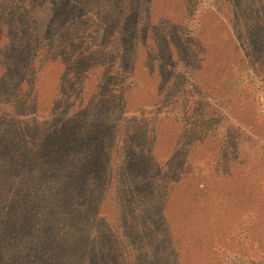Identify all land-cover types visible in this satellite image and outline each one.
Returning <instances> with one entry per match:
<instances>
[{
    "label": "trees",
    "instance_id": "obj_1",
    "mask_svg": "<svg viewBox=\"0 0 264 264\" xmlns=\"http://www.w3.org/2000/svg\"><path fill=\"white\" fill-rule=\"evenodd\" d=\"M101 2V13L69 24L92 0H0L10 16L26 6L0 24V152L12 161L27 152L37 167L28 120L42 129L55 119L39 168L59 165L65 190L44 191L43 204L3 184L0 264H264V204H251L257 186L242 183L264 171L245 152L252 143L264 152V68L254 52L264 0H212L209 24L198 1L191 13L185 0ZM18 27L30 38L16 37ZM130 40L152 51L127 52ZM110 134L107 162L132 172L92 204ZM234 142L238 152L224 156ZM149 188L148 204L129 203ZM12 197L25 202L7 204Z\"/></svg>",
    "mask_w": 264,
    "mask_h": 264
},
{
    "label": "rangeland",
    "instance_id": "obj_2",
    "mask_svg": "<svg viewBox=\"0 0 264 264\" xmlns=\"http://www.w3.org/2000/svg\"><path fill=\"white\" fill-rule=\"evenodd\" d=\"M102 0H92V7H91V13L89 12L88 15H84L86 13L82 12L81 14H79V16L75 17L72 16V18H67L66 22H69V24H71L72 22H75V20H81L82 22H84V19H87L88 17H90V15L94 14L97 15L99 13H101L100 11L102 10L103 4L101 2ZM195 1L199 2V7L202 8L204 13V17H200L198 19H203V21H205V23L209 24L213 22V18L210 17V15L205 11L206 7L208 4L211 3L212 0H185V5H184V11L189 10V13L193 12L194 10L192 9L193 7H195ZM116 2V1H114ZM118 3H120V1H118ZM86 6L88 7V2H86ZM163 5H161L158 9H156L155 11L159 10ZM23 7L26 8V6L21 5L18 9L17 12L13 14V16H10L6 13H3V11H1V15H0V24H8L11 21V18L15 17L17 19L21 18L26 12L23 9ZM10 14L11 11H10ZM189 19V14H187L186 16ZM10 18V20H8ZM61 18V17H59ZM95 18V17H94ZM131 17L129 18H123L122 20H125V24L129 22ZM122 21V22H123ZM190 21V20H189ZM212 21V22H211ZM206 24V25H207ZM127 25V24H126ZM131 26H127L126 28V32L124 36L127 37L128 31L130 30ZM49 26L43 27L42 28V34L40 36H45V35H50L49 33ZM217 28L213 29L214 31ZM23 30H21L19 27L16 29L15 31V36L18 38H21L22 36L26 39V38H30V36L23 35ZM17 38V39H18ZM262 39L263 38H256L255 41V45H254V52L257 51L256 54V58L258 59V62H260V64H262V68H264V44L262 43ZM129 42V47H126V51L127 52H139V49H142L140 51H144V52H150L152 50H143V48H141L142 46L139 47V44H137L135 41H128ZM44 43V41H43ZM42 43V44H43ZM202 48L201 50H204V46H205V39H203L202 41ZM18 44V43H17ZM20 45V44H19ZM127 45V43H126ZM51 46V45H50ZM9 47V46H8ZM256 50V51H255ZM23 52L25 55H27V51L25 49H23ZM162 55H159V58H162ZM174 57V55L172 56V58ZM221 60H226V58H220L218 60V64L219 61ZM158 61V60H157ZM217 61V60H216ZM75 66V64H73ZM253 72H251L252 74ZM253 76V75H252ZM166 78H162L163 82ZM253 79L256 82V78L253 77ZM242 86H244V83L242 81ZM255 84L252 85V87ZM240 83L236 82V83H232V87L233 88H238L240 87ZM261 103L264 102L263 99H260ZM255 106L257 107V103L255 104ZM53 120L55 119H49V117L46 119V121L44 122V127L41 129L40 123L39 121H37L35 118L34 120H28L30 123H32L31 125L33 126V129L31 132H29L28 135V139L30 140L26 145L25 148H31L32 150V155H33V159H35L38 162V166H34V160L32 161V168L30 167V160L29 158H31V155L28 154L27 152H24L23 156L21 157H15L16 161H12V157H9L7 150H2L0 152V192L1 189L4 187L3 184H10L8 185L9 190H12L13 193L18 192L19 193V197L21 198V194H25V192H27L28 194H31L33 197H36L37 199L41 198L44 195V191H46L47 193L51 194H56V193H63L64 187H63V182L64 179L60 174V168L59 165H56V163H52L50 165L47 166L44 169L39 168V163L41 162V159L44 158L46 156V152L49 153L50 151V147L49 146V142L50 141H54L55 137V133H56V122ZM34 122V123H33ZM46 125V126H45ZM12 126V125H9ZM45 128V130H44ZM17 129H12L11 131H5L3 130L2 133L3 136H7L8 139H12L13 134L15 133ZM112 137V134H110V139L109 142H105L104 147L100 150V157H104L105 158V165H97V170L96 173L100 172L102 169H104L105 167V171H103L102 175H101V184L100 187H97V184L95 185V194L93 196V201L91 202L92 204H105V200L102 198L103 196H101L104 191L113 189L115 190L119 185H122L121 182L123 180V177L127 174V173H131L132 172V168L130 166L126 167V165H123L122 162L119 165V169H112L111 168V164L109 163V161L107 162V153L111 152V147L114 144V140ZM3 139V137L0 135V140ZM136 143L135 146L140 149L141 148V143L142 141L140 140L139 136H137V138L135 139ZM44 147V149L42 148V146ZM258 144L256 143H252L249 144V146L246 149V156L249 160V164H250V168L252 169L256 164L261 165V171L264 170V152L261 151L259 149V147L257 148ZM232 149L229 150L230 148H226L225 152L223 153V155H229L231 152L230 151H234L235 153L238 152V146H236V143L234 142L232 144ZM26 153V154H25ZM112 154V153H111ZM139 154V153H138ZM233 154V153H232ZM18 155V154H17ZM115 156V155H114ZM116 157V156H115ZM98 158V159H99ZM11 160V162H10ZM10 163V164H9ZM15 167L17 165H20L22 169H24V171H21V175L17 176L18 174L15 172H11L9 171V166H14ZM56 165V166H55ZM51 166V168H50ZM259 168V170H260ZM91 170V169H90ZM239 172H241V170H238ZM260 171V172H261ZM70 172V171H69ZM181 172V171H180ZM25 173V174H24ZM81 172H78L77 175H79ZM148 173V172H147ZM75 176V175H74ZM17 180V181H16ZM46 181V182H45ZM250 181H252V185H256L257 186V190L253 193V197L251 199V204H264V171L261 172V175H257L256 178H251V179H247L246 177L242 178V183L243 184H247L250 185ZM82 185V183H80ZM153 194V190L152 189H147L142 196H140L139 200L137 201V197L136 194L133 192H130L132 198L129 199V203L132 204H148V199L152 196ZM50 198V197H49ZM41 202L44 204V200L41 198L40 199ZM5 202V201H4ZM7 204H23L25 201L21 199V201L17 200L15 197H12V199L10 201H6ZM65 204V203H63ZM77 204H87V202H84L82 196H79V201L77 202ZM115 204V203H112ZM118 204H125L123 199L121 201H118Z\"/></svg>",
    "mask_w": 264,
    "mask_h": 264
}]
</instances>
